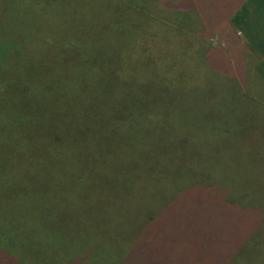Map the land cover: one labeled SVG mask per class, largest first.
<instances>
[{
    "label": "rangeland",
    "instance_id": "374dc122",
    "mask_svg": "<svg viewBox=\"0 0 264 264\" xmlns=\"http://www.w3.org/2000/svg\"><path fill=\"white\" fill-rule=\"evenodd\" d=\"M98 1L0 0L4 32L37 41L32 55L0 54V122L16 125L0 129V264H217L233 243L227 264H264L261 58L242 47L240 87L222 61L204 66L205 50L228 54L227 43L188 9L167 8L172 26L149 34L141 14L128 38ZM155 57L159 69L142 70ZM40 107L48 119L25 124ZM155 217L179 223L166 235L151 226L136 256Z\"/></svg>",
    "mask_w": 264,
    "mask_h": 264
},
{
    "label": "trees",
    "instance_id": "16d2710c",
    "mask_svg": "<svg viewBox=\"0 0 264 264\" xmlns=\"http://www.w3.org/2000/svg\"><path fill=\"white\" fill-rule=\"evenodd\" d=\"M131 1L132 0H100L98 1L99 4H101L102 2V5H101L102 7H107V6L112 7V5H114L115 7V9L112 12V16H114L115 20L117 21V25H119L120 27H114L113 34L127 32V35L129 34L128 36L129 38L130 35L134 34L132 27L138 22H140V15L144 13L145 15L147 14L148 18H147V21H142V24H147V26H145V30L143 34H149L150 27L152 26H162L168 29V27L172 26L169 23V22H172L169 19L170 17L169 10L175 6L176 7L182 6L181 7L182 13L184 11L187 12V10L185 9H188V12L194 13L197 17L201 19L203 24L206 26L208 32H212V31L219 32L220 35L223 38H225V42L227 43L225 48L228 54H226L225 52L222 53L221 50H218L215 48H214L215 51L212 49L205 50L206 53L205 55H203L204 58H206V61L204 62L205 67L209 66L212 70L217 69L219 68L218 61H222L227 69V74H226L227 77L228 75H232V78H233L232 81H234L235 84L239 85L240 87H243L244 82L242 78L245 77V74L247 71V67L245 65V59L243 56L244 52H242V47H243V49L245 50L248 49V51H251L254 54H257L261 58V61L256 66V72L261 78V80L264 82V0H164L163 2H161L160 0H155L156 5H153L151 9L146 12L143 11L142 7L133 6ZM134 14L136 17L135 20L133 16ZM122 25H124V28H122L123 27ZM192 26L196 27L198 25H192ZM236 29L244 34L246 43L237 44L238 42L235 41V39L237 38L236 37L237 35L234 31ZM4 31H5L4 28L0 26V42H1L0 43V54L1 55H8L9 53H11V51L16 52L18 50H21L23 52L22 53L23 55L24 54L32 55V54H27V52L24 51V47H32V45L37 42L35 41L34 36L30 34L21 33L24 37H20V36L16 37L12 35L11 33H7ZM79 37H82V35L80 34V31L74 32V35L72 34L71 38L69 39H66V38L59 39V45L56 46V48L59 50V52L60 51L65 52V50L68 49L66 45L67 41L71 39L76 41L78 40ZM16 39H19V40H16ZM22 41L25 42V45L21 47L20 44L17 42H22ZM119 47L121 48V51L123 53L121 44ZM77 53H80V52H77ZM62 55H69V53L62 54ZM223 55H230L231 57L229 56V59L227 60L226 58L223 57ZM155 58L160 59V57H155ZM155 58H153L151 61L142 63V66H141L142 70L143 68L148 69L150 67L152 69L158 70L159 67L164 62L160 59V64H157V63L154 64ZM166 73L167 71H164L161 73L164 78L166 76ZM179 74L181 75L182 78L187 76V73H185L183 70H180ZM117 76H119V74H117ZM187 80L191 81L188 78ZM164 85L168 87L167 84L164 83ZM174 92H175V89L172 87L169 91V94L172 97H174L173 96L175 95ZM174 101L175 99L168 100L169 103H173ZM89 109L91 108L89 107V104H88V110ZM122 110L124 111V114L121 117H118L117 118L118 120H115L116 122L120 123L122 121L121 118L129 117L130 110L127 108H124ZM137 110L142 111L144 110V108L141 107V108L136 109V111ZM47 119L48 118L44 117L43 108L40 107V108H37L35 112L27 119L25 124H32L36 127L37 123L39 122L42 123L46 121ZM3 124H4L3 122H0V127H1L0 129H5L6 127L7 128L16 127L15 124L5 123L7 126H3ZM75 126L77 127L79 126V124H75ZM105 126L97 125V129H100ZM152 163H156L154 159H151L149 162V164H152ZM156 172H158V170ZM189 191L191 190L189 189L187 192ZM176 201L177 200L173 201L172 205L168 207L166 214L169 213L170 215L175 210L174 207L176 208V206L174 204L176 203ZM226 206L230 208L235 207L233 204L226 205ZM157 217L151 219L144 226L142 232L140 234L137 233L136 236L134 237L131 247L136 248V251H134L136 256H142L140 253L142 249L146 246L145 238L151 226L155 225L157 233L159 232L163 235H166L167 230H171L172 232V230H174L179 223L177 222L175 224L174 222H171L169 218L160 219V220H164L166 224L164 222L158 223L156 221L158 219ZM157 237L158 239H162V240L167 239V238H164V236L157 235ZM223 245H224V242H223ZM237 252H238L237 244L236 243L231 244V248L229 247L227 250L218 253L219 262L217 264H227L228 261H230V259L234 255L237 254Z\"/></svg>",
    "mask_w": 264,
    "mask_h": 264
}]
</instances>
